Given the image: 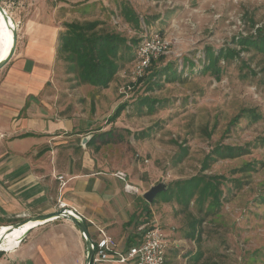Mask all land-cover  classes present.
Here are the masks:
<instances>
[{
    "label": "rangeland",
    "instance_id": "374dc122",
    "mask_svg": "<svg viewBox=\"0 0 264 264\" xmlns=\"http://www.w3.org/2000/svg\"><path fill=\"white\" fill-rule=\"evenodd\" d=\"M60 1L0 0L11 27L13 18L20 34L13 57L0 68V80L23 58L27 19L46 3L59 32L66 22L98 19L104 30H117L136 45L142 31H159L170 41V50L156 59L152 70L157 73L151 81L137 82L132 60L106 88L79 83L65 56L57 52L46 86L54 99L46 105L53 107L48 110L54 119L69 118L76 129L54 131L49 137L53 152L48 167L43 162L36 168L50 167L57 211L65 202L61 197L65 185L57 176L69 162L78 169L86 164L91 172H124L127 179L122 183L143 193L159 183L168 187L195 175L217 176L218 202L212 195L200 199L197 193L186 204L177 197L166 200L159 192L152 202L146 200L149 209L141 224L158 227L181 243L170 251L169 264H264V53L241 43L264 28V0H77L59 5ZM124 5L137 12L138 29L122 16ZM0 17L5 18L1 11ZM0 30L10 43V35ZM222 48L235 53L220 58L219 73L204 68L208 51ZM166 65L176 70L175 78L167 79ZM145 98L156 100L154 109L140 104ZM123 102L127 107L111 121ZM247 108L261 118L246 113L232 122ZM110 129L111 142L98 138L95 145L83 143L84 138ZM228 144L246 145L249 151L234 158L218 157L202 168L215 146ZM246 164H253L252 169L243 170ZM194 219H201L196 227L200 239L191 236ZM5 223L0 216V225ZM0 252V264H16L12 251Z\"/></svg>",
    "mask_w": 264,
    "mask_h": 264
},
{
    "label": "crops",
    "instance_id": "0c3cea01",
    "mask_svg": "<svg viewBox=\"0 0 264 264\" xmlns=\"http://www.w3.org/2000/svg\"><path fill=\"white\" fill-rule=\"evenodd\" d=\"M76 2L62 0L59 5ZM51 10L46 3L38 14L31 13L23 33L27 40L21 49L23 58L0 80V216L8 222L0 226L57 211L50 189V167L36 168L43 162L47 166L53 152L51 134L76 128L69 118L54 119L48 110L53 107L47 106L54 99L46 86L51 83L57 59L60 29L51 21ZM86 167L83 164L78 169L68 163L61 197L83 216L92 238L98 236L97 226H102L115 239L117 248L126 250L139 237L138 227L149 203L143 192L126 187L115 173L86 171ZM172 241L168 261L170 251L181 246L177 240ZM11 253L16 264H85L86 240L74 221L54 218L30 229ZM195 255L197 258V252Z\"/></svg>",
    "mask_w": 264,
    "mask_h": 264
},
{
    "label": "trees",
    "instance_id": "16d2710c",
    "mask_svg": "<svg viewBox=\"0 0 264 264\" xmlns=\"http://www.w3.org/2000/svg\"><path fill=\"white\" fill-rule=\"evenodd\" d=\"M125 20L133 25L134 28L140 27L137 12L129 5H124L121 11ZM101 20H73L65 23V27L59 32L58 36V54H63L70 65L71 72L75 75L79 83H88L98 88H106L114 80L122 66L126 63L135 60L137 47L134 40L130 43L128 38L118 32L117 30H104L101 26ZM141 37L139 38V40ZM241 43L252 45L260 52L264 53V28L259 31L257 36H248L241 39ZM138 44V43H137ZM235 51L231 48H222L217 53L208 51L209 62L204 65V68H213L219 73L217 63L221 57L228 58L234 56ZM162 58V56H160ZM159 59V58H158ZM156 59L147 69L146 73L139 77L137 82L151 81L157 72L152 70ZM162 69V68H161ZM160 69V70H161ZM163 69L167 70V79L175 78L177 76L176 70L171 69L166 65ZM169 69V70H168ZM162 72L160 73V75ZM173 76V77H172ZM160 80V78H159ZM156 100L149 98L143 99L140 104H147L149 110L154 109ZM127 107L125 102L119 104L110 117L111 121L121 115L123 110ZM253 108L244 109L239 115L232 119V122L237 121L242 115L246 113L254 119H260L261 114L255 112ZM114 131L112 129L93 134L88 141V145H92L96 139H100L102 143L111 142ZM119 138L122 135L116 134ZM114 139V138H113ZM249 151L246 145H217L203 160V169L209 166V163L215 161L218 157L234 158L246 154ZM253 164H246L243 170L251 168ZM219 181L217 176L195 175L186 180H178L172 186H168L163 193L166 200L177 197L180 201L188 204L191 199L198 193V198L207 199L213 196V201H219L221 193L219 189ZM159 193V195H160ZM201 219H194L192 222L191 236L200 239L198 224ZM2 253V252H0ZM200 254L197 255V259Z\"/></svg>",
    "mask_w": 264,
    "mask_h": 264
},
{
    "label": "built area",
    "instance_id": "2783aa9c",
    "mask_svg": "<svg viewBox=\"0 0 264 264\" xmlns=\"http://www.w3.org/2000/svg\"><path fill=\"white\" fill-rule=\"evenodd\" d=\"M136 47V58L134 60L133 73L136 78L143 76L153 60L166 54L170 50V41L159 31L144 30L140 34ZM117 177L126 181V174L119 172ZM63 185H66L64 175L57 176ZM126 187H131L128 183ZM61 209L71 212L75 210L70 208L66 202H60ZM77 213L78 211L75 210ZM79 214V213H78ZM82 216L81 214H79ZM83 217V216H82ZM98 236L94 241V259L93 264L101 263H119L127 264H168V252L174 242L170 237L158 227H150L142 224L138 227L139 237L137 241L126 250H119L117 242L102 226H97Z\"/></svg>",
    "mask_w": 264,
    "mask_h": 264
},
{
    "label": "water",
    "instance_id": "95a60500",
    "mask_svg": "<svg viewBox=\"0 0 264 264\" xmlns=\"http://www.w3.org/2000/svg\"><path fill=\"white\" fill-rule=\"evenodd\" d=\"M0 11L4 14L5 19L8 21V23L10 24V16L9 13L7 12V10L3 7V5L0 3ZM12 17V16H11ZM12 21L14 22L15 26H12L13 28V45L10 49L9 54L6 56V58H4L3 60H0V68L2 66H4L7 62H9L12 58V56L15 53V49L17 46V40H18V29H17V24L15 22V20L12 18ZM11 25V24H10ZM92 136H90L89 138L86 137L83 140V143H86L87 141H89V139ZM167 189L166 184L165 183H159L157 185L152 186L149 190L145 191L143 193V197L148 201V202H152L155 198V196L161 192V191H165ZM57 216L58 218L63 217V218H68L72 221L75 222V224L78 226V228L80 229V231L82 232L85 240H86V244H87V255H86V264H93V259H94V252H95V247H94V241L93 238L89 232L88 226L84 220V218L82 216H80L75 210H72L71 212L67 211L65 213L64 209L58 210L56 212L53 213H49V214H43V215H39V216H34L32 218H28L25 221L22 222H18L16 224H12L14 226H19L22 223L33 219V220H40V221H47L48 219ZM4 237H6V235H4Z\"/></svg>",
    "mask_w": 264,
    "mask_h": 264
},
{
    "label": "bare ground",
    "instance_id": "6f19581e",
    "mask_svg": "<svg viewBox=\"0 0 264 264\" xmlns=\"http://www.w3.org/2000/svg\"><path fill=\"white\" fill-rule=\"evenodd\" d=\"M0 27L3 28L11 37V42L9 43V41L1 33L0 30V60H3L9 54L10 49L13 45V29L8 23V21L3 17H0ZM54 218L58 217H52L47 221L52 220ZM47 221L30 219L19 226H0V250L10 252L14 251L30 229ZM4 235H6V237H4Z\"/></svg>",
    "mask_w": 264,
    "mask_h": 264
}]
</instances>
